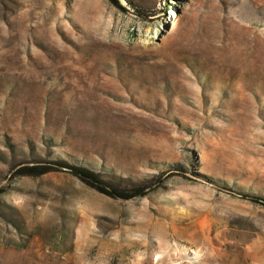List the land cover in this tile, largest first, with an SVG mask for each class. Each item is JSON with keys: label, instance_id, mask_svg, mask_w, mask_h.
<instances>
[{"label": "rangeland", "instance_id": "374dc122", "mask_svg": "<svg viewBox=\"0 0 264 264\" xmlns=\"http://www.w3.org/2000/svg\"><path fill=\"white\" fill-rule=\"evenodd\" d=\"M117 1L0 0V264H264V0Z\"/></svg>", "mask_w": 264, "mask_h": 264}, {"label": "trees", "instance_id": "16d2710c", "mask_svg": "<svg viewBox=\"0 0 264 264\" xmlns=\"http://www.w3.org/2000/svg\"><path fill=\"white\" fill-rule=\"evenodd\" d=\"M113 6L120 9L117 0H108ZM53 172H63L78 179L86 187L96 191L97 193L114 198V200L128 201L145 197L148 193L158 188L165 179L164 174H160L148 181H137L131 178H123L117 181L108 180L102 177L95 169L81 165L79 163H71L63 159L42 160L33 163V165L23 166L17 170L16 175L21 177L38 178ZM176 174H181L176 172ZM225 192L234 195L242 200L251 202L264 208V197L252 195L245 192H234L224 189ZM2 191L0 190V194Z\"/></svg>", "mask_w": 264, "mask_h": 264}, {"label": "bare ground", "instance_id": "6f19581e", "mask_svg": "<svg viewBox=\"0 0 264 264\" xmlns=\"http://www.w3.org/2000/svg\"><path fill=\"white\" fill-rule=\"evenodd\" d=\"M172 251V250H171Z\"/></svg>", "mask_w": 264, "mask_h": 264}]
</instances>
